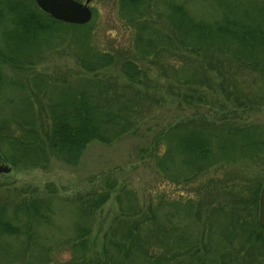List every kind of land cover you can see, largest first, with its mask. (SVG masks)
Wrapping results in <instances>:
<instances>
[{
	"label": "trees",
	"instance_id": "trees-1",
	"mask_svg": "<svg viewBox=\"0 0 264 264\" xmlns=\"http://www.w3.org/2000/svg\"><path fill=\"white\" fill-rule=\"evenodd\" d=\"M155 1L118 0L119 14L131 30V40L127 47L113 53L98 48L88 51L92 45L90 21L67 23L22 0H0V29L10 50L5 54L0 48V154L5 161L13 166L36 165L53 155L75 160L88 143L110 144L135 132L146 117L145 103L170 101H176L178 109L195 111L152 137V163L164 180L167 172H174L171 182L191 183L211 166L256 161L264 155V124L237 119L239 109L264 105V0H162V9ZM194 2L207 5L213 15H193L189 4ZM63 25L85 28V40H79V45L85 46L83 68L98 72L113 64L124 83L89 79L83 86L65 78L50 80L40 73L16 82L3 75L1 65L20 72L32 70L33 65L22 59L23 47ZM156 71L165 77L164 84L148 78ZM158 89L163 92L156 97L151 92ZM212 105L224 112L222 118L210 120L200 112ZM262 183L233 185L226 192L230 209L225 212L222 203L211 208L210 224L223 227L219 221L227 217L228 225L241 230L245 241L254 237L264 245L261 233L244 226L249 225L248 214L258 210ZM213 189L216 194L225 193L221 187ZM199 191L201 199L193 196L183 203L190 207L214 204L209 203L210 195L203 184ZM108 195L99 193L94 205L105 202ZM34 205L33 200L20 203L31 211L36 209ZM130 223H124L122 237L113 240L118 255L123 257L119 261L110 256L108 263L129 262L137 251L149 259L155 256L149 248L150 235L139 234H143L145 219ZM31 230L27 225L25 234ZM88 231L77 229L74 248L86 244L84 233L86 237ZM18 234L19 227L0 205V237ZM44 256L41 260L49 264ZM161 257L170 260L164 254ZM222 257L229 259L224 264H237V256L231 252Z\"/></svg>",
	"mask_w": 264,
	"mask_h": 264
},
{
	"label": "rangeland",
	"instance_id": "rangeland-1",
	"mask_svg": "<svg viewBox=\"0 0 264 264\" xmlns=\"http://www.w3.org/2000/svg\"><path fill=\"white\" fill-rule=\"evenodd\" d=\"M78 1L85 3V0ZM22 2L40 9L35 0ZM155 2L164 8L162 0ZM88 5L92 11L91 27L86 29L90 31L92 42L88 51L98 48L115 53L127 47L131 30L120 17L118 0H90ZM189 5L196 16L214 13L199 2ZM2 34L0 29V48L10 54ZM79 40H85V28L58 26L57 30L23 47L22 59L33 65L32 70L20 72L1 65L2 73L16 82H24L32 73H40L50 80L65 78L83 86L89 79L122 85L123 76L113 64L98 72L82 67L85 65V46L81 47ZM148 78L153 83L166 82L157 71ZM162 92L158 89L151 93L158 97ZM177 106L176 101L145 103L146 117L135 132L110 144L88 143L75 160L53 155L36 165L13 166L6 161L11 171L0 173V205L5 208L9 220L19 227V234L0 237V264H46L41 255L49 259V264H110L107 261L110 256L120 261L123 256L118 255L113 240L122 237L124 223L131 222V226L134 221L144 219L143 234H139L150 235L149 248L155 256L149 259L137 251L132 255L133 260L122 264H224L229 260L222 257L227 252L237 256V264H264V245L260 241L254 237L245 241L241 230L228 225L227 217L222 216L219 221L223 227L211 225L212 212H209L219 203L225 212L230 209L226 204L230 196L226 192L231 191L233 185L241 183L246 187L256 181L264 182V155L256 161L211 166L191 183L185 184L184 180L179 184L171 182L174 172H167V180H164L152 163V137L195 111L194 108L184 111ZM212 106H204L200 112L210 120L222 118L224 112L216 105ZM237 119L241 123L264 124V105L239 109ZM202 184L209 195H213L208 201L214 204L190 207L183 203L193 196L197 201L201 199L199 188ZM215 186L225 193L216 194ZM99 193L109 195L105 202L96 206L95 198ZM23 200H33L36 209L31 211L21 207ZM250 214L249 225L245 224V228H254L256 233L264 236L258 222V210ZM27 225L32 230L25 234ZM79 228L89 229L86 237L84 233L87 242L74 248ZM33 241L37 242L36 246ZM161 254L170 260L162 258ZM74 256L77 259L74 260Z\"/></svg>",
	"mask_w": 264,
	"mask_h": 264
},
{
	"label": "water",
	"instance_id": "water-1",
	"mask_svg": "<svg viewBox=\"0 0 264 264\" xmlns=\"http://www.w3.org/2000/svg\"><path fill=\"white\" fill-rule=\"evenodd\" d=\"M89 1L85 0V3H82L78 0H35V3L43 12L56 20L84 24L92 17V11L88 5ZM10 171L11 166L0 155V173ZM258 222L264 227V182L258 198Z\"/></svg>",
	"mask_w": 264,
	"mask_h": 264
}]
</instances>
